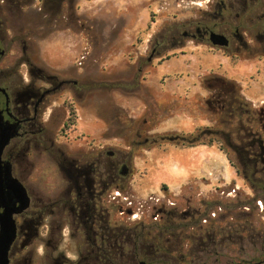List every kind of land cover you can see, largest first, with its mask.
Masks as SVG:
<instances>
[{"label": "rangeland", "instance_id": "obj_1", "mask_svg": "<svg viewBox=\"0 0 264 264\" xmlns=\"http://www.w3.org/2000/svg\"><path fill=\"white\" fill-rule=\"evenodd\" d=\"M220 1L126 0V45L112 68L99 57L121 49L125 29L96 33L89 0H59L53 7L46 0H3L0 69L11 74L15 63L27 58L78 90L76 102L68 92L52 98L47 130L55 135L69 130L72 137L81 136L83 148L92 143L97 148L100 174L111 181L116 227L132 229L138 218L150 224L160 212L168 220L177 217L179 261L264 264V170L259 162L253 178L251 166L242 172L241 164L250 134L264 145V57L236 56L233 36L227 49L184 36L199 22L219 32ZM128 18L137 19L131 36ZM49 40L54 47L44 49ZM23 73L28 78L24 67ZM15 80L13 74L6 78ZM6 87L10 94L15 90ZM234 96L248 103L247 112L232 110ZM200 127L219 130L224 150L216 144L188 150L152 142ZM254 149L259 154L257 144ZM45 176L59 177L52 163ZM126 195L136 197L137 219H128ZM173 195L175 209L169 207ZM68 242L60 248L74 259ZM139 254L137 261L162 264ZM34 264L43 262L36 258Z\"/></svg>", "mask_w": 264, "mask_h": 264}, {"label": "flooded vegetation", "instance_id": "obj_2", "mask_svg": "<svg viewBox=\"0 0 264 264\" xmlns=\"http://www.w3.org/2000/svg\"><path fill=\"white\" fill-rule=\"evenodd\" d=\"M58 4L59 0H46V6ZM219 23V32L199 22L194 33L185 32L184 36L212 45L210 34L216 33L225 37L226 44L218 46L224 49L233 36L236 56L264 57V0H221ZM2 26L0 18V30ZM155 53L153 48L151 56ZM3 55L0 46V58ZM7 70L0 69V137L3 139L6 130L11 132L0 156V233L7 217L13 230L8 264H34L36 258L43 264H146L145 260H136L139 253L142 258L161 260L162 264H185L184 258L179 261L177 256V217L168 220L159 212L150 224L138 218L132 229L116 227L111 210L115 198L109 193L111 181L100 174L97 148L93 143L83 148L81 136L72 137L69 130L56 135L47 130L49 118L45 115L52 98L68 92L76 102L80 96L74 86H66L70 81L46 72L27 58L17 61L11 69L15 82L6 81L11 75ZM6 86H15L14 92L10 94ZM250 137L244 151L246 164H241L242 172L251 166L254 178L259 162L264 170V145L260 136L252 133ZM256 144L259 154L254 149ZM235 151L240 154L238 148ZM51 163L58 178L45 176ZM125 171L122 167L121 175L125 176ZM176 198L177 195L171 197V209L177 207ZM124 200L128 219H137L133 206L136 197L126 195ZM66 239L76 252L74 259L60 248ZM193 263L187 260V264Z\"/></svg>", "mask_w": 264, "mask_h": 264}, {"label": "crops", "instance_id": "obj_3", "mask_svg": "<svg viewBox=\"0 0 264 264\" xmlns=\"http://www.w3.org/2000/svg\"><path fill=\"white\" fill-rule=\"evenodd\" d=\"M89 12L91 15V21L94 22L92 24V29H96V33H100L102 36L110 35L111 33L117 32L118 29H125V35L120 37V41H124L123 44H119L120 50L118 52L104 53L103 56H100L99 59H106V62L111 65L110 67L115 68L121 61L122 58V48L123 45H126V0H89ZM144 1V0H143ZM85 3H88L87 0H84ZM140 2V1H139ZM130 6V5H128ZM86 6H81L83 9ZM82 11V10H81ZM137 19L128 18L127 24L131 27L129 31V35L136 31ZM121 34V33H120ZM131 34V35H130ZM128 43H131V39L128 40ZM44 49H49L50 47H54V41H44L43 42ZM192 149L194 147H191ZM190 150V148H188ZM230 169L231 166H228ZM173 170V169H172ZM171 170V171H172ZM233 170V169H232ZM174 171V170H173ZM231 173V172H229Z\"/></svg>", "mask_w": 264, "mask_h": 264}, {"label": "trees", "instance_id": "obj_4", "mask_svg": "<svg viewBox=\"0 0 264 264\" xmlns=\"http://www.w3.org/2000/svg\"><path fill=\"white\" fill-rule=\"evenodd\" d=\"M230 103L231 108L235 113L240 112L242 114L247 112L245 106H247L248 103L245 102L242 98L234 96L233 99H231ZM260 126L264 132V124ZM152 142L154 144H157L158 146L163 144H170L180 149L191 148L198 145L213 146L216 144L220 147L221 150H224V141L220 136V131L214 129L211 130L205 127L196 128L195 131H192L190 133L182 132L162 135L158 138H155Z\"/></svg>", "mask_w": 264, "mask_h": 264}, {"label": "water", "instance_id": "obj_5", "mask_svg": "<svg viewBox=\"0 0 264 264\" xmlns=\"http://www.w3.org/2000/svg\"><path fill=\"white\" fill-rule=\"evenodd\" d=\"M210 41L212 45L215 46H223L226 44L225 37L216 33L210 34ZM1 115H0V133H1ZM11 137V132L6 130V134L3 139L0 137V156L3 147L7 143L8 139ZM1 163V161H0ZM13 237V230L10 227L9 219L6 217L4 218V224L2 231L0 233V264H8V248L12 241Z\"/></svg>", "mask_w": 264, "mask_h": 264}]
</instances>
